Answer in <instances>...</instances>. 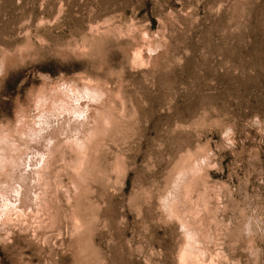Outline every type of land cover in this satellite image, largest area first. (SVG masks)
Listing matches in <instances>:
<instances>
[{"label": "rangeland", "instance_id": "1", "mask_svg": "<svg viewBox=\"0 0 264 264\" xmlns=\"http://www.w3.org/2000/svg\"><path fill=\"white\" fill-rule=\"evenodd\" d=\"M0 264H264V0H0Z\"/></svg>", "mask_w": 264, "mask_h": 264}]
</instances>
